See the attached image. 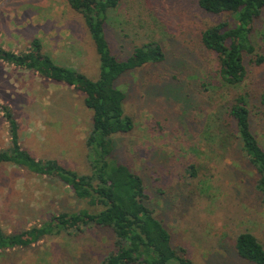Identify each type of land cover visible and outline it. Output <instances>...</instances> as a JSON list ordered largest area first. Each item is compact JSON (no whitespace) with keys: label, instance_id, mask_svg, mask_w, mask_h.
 Listing matches in <instances>:
<instances>
[{"label":"rangeland","instance_id":"1","mask_svg":"<svg viewBox=\"0 0 264 264\" xmlns=\"http://www.w3.org/2000/svg\"><path fill=\"white\" fill-rule=\"evenodd\" d=\"M218 20L205 14L198 0H123L114 24L107 28L114 54L123 59L133 42L155 41L167 60L120 81L134 128L117 137L116 146L118 160L143 177L151 207L170 232L175 249L186 250L196 264H251L237 256L234 245L240 233L250 232L264 246V204L255 189L253 169L230 147L225 156L220 155L208 139L206 120L194 118L195 112L183 115L181 104L160 91L176 78L201 94L198 85L206 79L208 92L201 95V105L189 107L205 109L208 118L221 113L228 97L216 85L217 59L199 43L200 31ZM257 29L256 36H262L263 24ZM35 38L61 65L98 79L95 45L82 16L66 0H0V44L20 52ZM258 45L264 56V47ZM246 82L252 84L247 85L253 94L261 92L264 65L252 66ZM0 104L11 108L21 145L36 159H55L66 168L87 173L91 113L80 92L0 64ZM256 132L264 147V127ZM8 145L7 125L0 113V148ZM191 166L195 177L188 172ZM83 207L66 186L22 168L0 165L4 231L25 230L54 214ZM112 243L108 229L94 227L10 251L0 255V264H100Z\"/></svg>","mask_w":264,"mask_h":264},{"label":"trees","instance_id":"2","mask_svg":"<svg viewBox=\"0 0 264 264\" xmlns=\"http://www.w3.org/2000/svg\"><path fill=\"white\" fill-rule=\"evenodd\" d=\"M66 3L82 16L95 45L100 61L97 80L58 63L39 38L20 52L0 44V64L74 88L84 96V105L91 113L86 138L88 171L79 173L55 159H36L21 145L19 125L11 108L1 104L9 145L0 148V165L22 168L39 178L58 182L84 207L54 214L18 232L8 233L0 226V255L31 248L46 238L72 236L97 227L113 235L112 247L100 264H196L187 257L186 250L173 247L170 232L151 207L152 198L143 177L118 160L116 146V138L134 128V120L125 109L127 94L120 81L146 66L165 62L167 53L160 43L150 41L133 42L123 59L114 54L107 28L114 24V15L123 0ZM198 6L205 14L220 17L200 31L199 43L203 51L216 56V85L228 97L227 102L221 113L209 118L203 115L205 109L189 107L201 105V95L208 92L206 79L198 85L205 93L192 91L196 87L176 78L160 91L181 104L183 115L195 112L194 118L206 120L208 139L216 144L220 155L225 156L229 147L239 153L254 171L255 189L264 204V147L256 132L258 127H264V87L255 95L246 82L252 66L264 65L258 45L264 47V33L260 37L255 34L260 24L264 26V0H198ZM194 92L200 95L197 100ZM188 172L197 176L194 166ZM234 249L246 262L264 264V246L254 234L240 233Z\"/></svg>","mask_w":264,"mask_h":264}]
</instances>
